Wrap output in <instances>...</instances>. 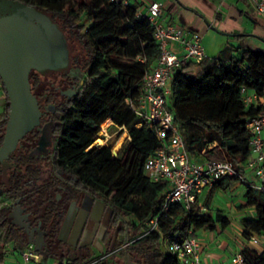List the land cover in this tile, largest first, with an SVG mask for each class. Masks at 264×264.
I'll use <instances>...</instances> for the list:
<instances>
[{
    "label": "trees",
    "instance_id": "obj_1",
    "mask_svg": "<svg viewBox=\"0 0 264 264\" xmlns=\"http://www.w3.org/2000/svg\"><path fill=\"white\" fill-rule=\"evenodd\" d=\"M36 8L58 24L64 33L71 65L86 73L77 95L55 109L52 123L53 149L47 155H35V140L26 143L27 133L8 163V185L2 183L0 165V261L3 247L12 243L22 252L28 247L27 237L12 218L13 203L40 220L47 233L49 253L40 254L44 263L58 245L57 231L71 201L88 195L112 211L107 237L123 234L126 246L119 253L139 264H177L163 240L176 234L194 236L201 230L224 229L229 220L221 211H210L217 191L225 192L240 184L245 160L249 156L251 134L247 127L261 109L245 107L242 90L248 93L264 90V51L246 46L228 47L219 56L199 63L190 62L177 71L170 83V109L187 150L193 157L218 151L221 158L233 163L236 175L219 181L209 191L201 211H184L170 205L167 217L161 218V235L147 232V223L159 215L163 207L164 182H151L142 172L147 157L160 146L152 124L137 117L125 105L127 98L139 94L141 80L155 66L160 46L153 27L141 8L130 2L108 0H14ZM74 1L76 2L74 4ZM80 48H75V46ZM52 74V73H51ZM56 75H64L54 72ZM41 74L31 71L32 94L51 95ZM46 78V77H44ZM6 105L0 119V146L8 120L9 101L0 78ZM127 131L126 158L114 157L109 145H96L101 125L110 122ZM49 174L40 179L42 169ZM61 199L57 202L56 195ZM252 210L241 220V240L245 264H264V250L247 244L255 236L264 235V190L247 188L239 208ZM191 232L189 233V231ZM112 232V233H111ZM111 233V234H110ZM115 243V248L119 247ZM65 264H84L96 258L81 249ZM94 264H107L102 259Z\"/></svg>",
    "mask_w": 264,
    "mask_h": 264
},
{
    "label": "built area",
    "instance_id": "obj_2",
    "mask_svg": "<svg viewBox=\"0 0 264 264\" xmlns=\"http://www.w3.org/2000/svg\"><path fill=\"white\" fill-rule=\"evenodd\" d=\"M108 1L127 6L132 0ZM247 1L256 14L264 18V0ZM137 16L146 17L153 27L154 39L160 46V56L155 66L144 73L139 94L134 98H127L125 105L137 117L153 125L160 142L155 152L144 161L142 172L151 182L166 183V188L162 192V210L157 217L147 223L148 233L157 232L161 235L160 220L167 217L170 205H179L182 210L188 212L194 208L206 212L202 204L205 194L219 181L235 176L236 172L229 160L191 156L174 123L170 109V83L173 75L190 62L199 63L208 58L202 36L168 22L163 7L156 1L142 6ZM169 42L178 45L179 53H174L168 48ZM242 93L244 106L259 108L261 112L247 124L251 134L249 156L242 165L243 176L239 177V181L245 190L247 188L264 190V90L248 93L243 89ZM129 141L127 135V143ZM248 176L251 179H248ZM165 241L167 252L177 260V264H202L201 245L195 236L183 237L176 234ZM247 244L257 251L264 250V235L253 236ZM102 259L104 257L84 264H94ZM229 260L230 264H245L243 245L239 246ZM19 264L46 263L42 262L40 254L34 251V247L28 245L19 255Z\"/></svg>",
    "mask_w": 264,
    "mask_h": 264
},
{
    "label": "crops",
    "instance_id": "obj_3",
    "mask_svg": "<svg viewBox=\"0 0 264 264\" xmlns=\"http://www.w3.org/2000/svg\"><path fill=\"white\" fill-rule=\"evenodd\" d=\"M151 1L161 4L168 22L187 31L199 33L208 58L219 56L228 47L240 45L264 51V18L256 14L247 0H132L131 2L142 7ZM168 48L174 53L180 51L175 42H169ZM5 105V94L0 84V119ZM202 158L205 156H201ZM248 177L251 179L250 176ZM232 186L225 192L228 193L229 201L232 202L238 215L234 217L225 213L231 221L223 231H220V228L214 231L201 229L194 234L200 241L202 264H230L231 255L243 245L242 240L237 239L233 234L232 220L236 219L238 222L235 229L240 235L241 220L252 215V210L239 209L244 203L245 190L234 193L237 186ZM220 192L222 191L215 193L213 201L218 200ZM208 193L202 199L203 207ZM218 210L224 215L222 208H215L213 212ZM111 215L110 208L88 195L71 201L57 231L59 243L46 264H65L74 257L76 249L83 250L92 258L104 257L107 264H139L128 255L119 253L126 244L124 237H120L117 232L112 235V239L107 237ZM162 240L164 242L162 246L164 245L165 248L166 241ZM115 243H119L120 246L115 248ZM2 252L4 256L0 264H19L21 252L16 250L12 243L5 244Z\"/></svg>",
    "mask_w": 264,
    "mask_h": 264
},
{
    "label": "water",
    "instance_id": "obj_4",
    "mask_svg": "<svg viewBox=\"0 0 264 264\" xmlns=\"http://www.w3.org/2000/svg\"><path fill=\"white\" fill-rule=\"evenodd\" d=\"M68 56L64 33L46 13L14 0H0V78L9 101L8 120L0 146L2 183L5 186L9 180L10 156L18 142L39 125L42 116L38 101L31 92L29 75L31 71L42 76L51 72L78 74ZM24 211L16 200L12 210L15 224L24 232L28 245H32L35 252L49 253L41 222L32 226L30 214Z\"/></svg>",
    "mask_w": 264,
    "mask_h": 264
},
{
    "label": "rangeland",
    "instance_id": "obj_5",
    "mask_svg": "<svg viewBox=\"0 0 264 264\" xmlns=\"http://www.w3.org/2000/svg\"><path fill=\"white\" fill-rule=\"evenodd\" d=\"M76 2L74 1V4ZM75 48H80L79 46H75ZM69 53V60L71 63V56L70 52ZM52 73V74H51ZM49 75L42 77V81L46 82V86L51 89V84L55 82L57 75L53 74L54 72H51ZM58 73V72H57ZM2 89V86H1ZM52 121L46 119L42 120L40 118L39 125L35 128V150L34 153L35 155H47L53 149V140H52ZM99 136L97 137L98 139L96 140V145L98 146H104V145H109L112 147V151L114 152V156H119L121 155L122 159L126 158L125 150L124 147L127 144V131L125 130H120L114 127L111 122H108L104 124L101 127V130L99 132ZM123 138V139H121ZM212 158H221V154L218 151H215L212 155ZM50 168L48 166L44 167L42 169V173L40 176V179H44L47 177L49 174ZM237 186V189L234 190V193H236L238 190H245L244 186L237 183L235 184ZM234 187V185L232 186ZM230 191V190H229ZM227 192H220V197H218V200H214L211 206L210 211H214L215 208H222L224 210V216L228 218L229 222L231 221L230 218L225 214L229 213L231 216H237L238 214L235 213V208H233L232 202L229 201V198ZM59 195V194H58ZM0 204H4L2 200L0 199ZM208 211V210H207ZM233 222V234L237 239H242L240 235H238V232L235 229V226L238 225V222L236 219L232 220ZM220 231H223V229ZM120 237L123 238V234H120ZM123 244V243H122Z\"/></svg>",
    "mask_w": 264,
    "mask_h": 264
},
{
    "label": "flooded vegetation",
    "instance_id": "obj_6",
    "mask_svg": "<svg viewBox=\"0 0 264 264\" xmlns=\"http://www.w3.org/2000/svg\"><path fill=\"white\" fill-rule=\"evenodd\" d=\"M73 69L78 74L68 75V74L63 73L64 75H57L55 82L51 84V95L50 96L48 94H44L43 97L41 96L35 97L38 101V106L42 113V116H41L42 120L48 119L53 122L55 119L54 109L62 102L72 100L77 95V93L80 91L81 87L83 86V83L85 82L87 74L82 73L78 68H73ZM101 127H100V130H101ZM100 130L97 133V137L100 135L99 134ZM35 136H36L35 132L30 134L28 136V139L26 140V143H30L31 139L34 140ZM22 140L23 138L18 142V145L19 143L22 142ZM20 145H22V143ZM39 156H43V155H39ZM57 196L58 194L56 195L55 199L58 202L61 199V196L59 195L58 199H57ZM24 213H29V212L25 209ZM29 221L31 222L32 226H36L38 222H41L40 220L35 221L33 217H31V214L29 215ZM41 229L44 230L42 222H41ZM46 237H47V233H46Z\"/></svg>",
    "mask_w": 264,
    "mask_h": 264
},
{
    "label": "bare ground",
    "instance_id": "obj_7",
    "mask_svg": "<svg viewBox=\"0 0 264 264\" xmlns=\"http://www.w3.org/2000/svg\"><path fill=\"white\" fill-rule=\"evenodd\" d=\"M121 139H123V138H121Z\"/></svg>",
    "mask_w": 264,
    "mask_h": 264
}]
</instances>
